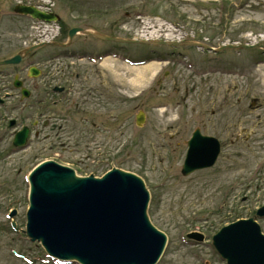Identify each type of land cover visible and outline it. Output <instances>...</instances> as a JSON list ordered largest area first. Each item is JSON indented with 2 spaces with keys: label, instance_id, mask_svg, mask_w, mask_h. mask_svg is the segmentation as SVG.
Returning a JSON list of instances; mask_svg holds the SVG:
<instances>
[{
  "label": "rangeland",
  "instance_id": "rangeland-1",
  "mask_svg": "<svg viewBox=\"0 0 264 264\" xmlns=\"http://www.w3.org/2000/svg\"><path fill=\"white\" fill-rule=\"evenodd\" d=\"M4 2L0 6L3 10L8 8ZM34 3H41L44 8L52 3L53 12L68 28L85 26L121 39L150 43L210 40L214 48L237 44L259 49L241 50L237 62L242 70L236 71V76H228V71H235L233 67L225 70L226 77L199 78L197 74H202V70L209 69V65L214 67L208 62L211 54L181 49L186 60L193 56L207 65L201 66V71H193L148 63L157 53L169 52V48L107 44L80 37L79 46L88 51V60L73 61L71 65L82 79L95 74L96 86L100 92L105 91L104 95L109 88L108 108L113 112L114 133H98L90 144L83 140L76 152L48 149L42 134L33 136L27 149L20 153L9 146L11 140L2 142L8 147L0 151L2 249L26 258L19 260L11 255L17 264H61L48 259L43 249L31 244L23 232H15L9 218L16 211V229L25 230L28 176L36 165L49 160L73 168L82 177H102L113 168L140 177L150 193L148 216L168 239L158 264H225L212 246V237L225 226L254 218L264 207V0ZM9 25L19 33L32 31L22 18ZM34 27V32L41 28L59 30L58 24ZM107 51L113 56L102 60ZM223 57L234 55L227 51ZM136 62L147 65L134 67ZM165 72L173 76L158 85L156 82ZM103 101L99 97L101 105L106 103ZM30 103L37 104L35 99ZM139 113L145 116L140 127L136 125ZM37 114L36 108L25 112L20 109L16 119L23 126L33 122ZM196 129L217 138L222 151L214 168L184 177L181 170L187 142ZM256 220L264 234V218ZM194 232L203 234L206 242L197 246L189 242L187 235Z\"/></svg>",
  "mask_w": 264,
  "mask_h": 264
},
{
  "label": "water",
  "instance_id": "water-1",
  "mask_svg": "<svg viewBox=\"0 0 264 264\" xmlns=\"http://www.w3.org/2000/svg\"><path fill=\"white\" fill-rule=\"evenodd\" d=\"M16 12L39 22L60 21L57 15L34 7L19 6ZM77 32L104 41L126 42L82 30H73L71 35ZM234 48L258 47L227 46L220 50ZM144 120L141 114L137 124L141 126ZM27 138L28 129H24L17 135L15 146H25ZM188 146L184 177L212 168L221 152L216 139L199 132ZM29 182L26 234L32 242L40 243L49 257L78 264L158 263L167 237L148 218L150 195L139 177L115 169L101 179L80 178L74 170L50 161L39 165ZM256 217L264 218V207ZM188 238L204 241L198 233ZM213 245L227 264H264V235L254 219L223 228L214 236Z\"/></svg>",
  "mask_w": 264,
  "mask_h": 264
},
{
  "label": "flooded vegetation",
  "instance_id": "flooded-vegetation-1",
  "mask_svg": "<svg viewBox=\"0 0 264 264\" xmlns=\"http://www.w3.org/2000/svg\"><path fill=\"white\" fill-rule=\"evenodd\" d=\"M2 3H5L4 0H0V6ZM6 4L7 9L0 8V63L16 58H19V61L14 64H0V151L8 150V147L2 143L6 139L11 140L12 143L9 146L14 148L13 141L20 130L16 120L20 109L22 112L35 108L38 111L32 126H29L30 141L33 136L40 137L42 134L45 146L59 152L68 149L72 152L80 151L78 146L82 145L83 140L86 141L85 144H90L98 133L113 134V112L108 108L109 88H106L107 100L105 91L100 92L96 86L95 74L90 77L85 75L82 79L81 73L74 72L71 65L73 61H82L79 57L82 50L78 41L80 37L70 40L69 30L49 32L39 29L34 32L35 22L28 17L22 19L27 20L28 29L32 31L19 33L9 25L19 18L13 14L18 2L6 0ZM39 45L42 46L35 49ZM206 54L208 53H204ZM213 55L208 59V62L214 66L208 64L213 72L207 71L205 74H200L201 78L208 75L226 77V72L223 70L227 66L229 70L233 67L236 70L240 66L236 58H233L234 63L227 64L222 56ZM186 58L187 56L181 52L158 55V60L166 62L167 66L185 67L186 64L183 62L185 60L192 64L191 69L194 71L207 68V65L201 63L198 58L191 59V57L188 60ZM31 72H34L37 77L33 78ZM235 75L230 72L228 76ZM172 76L171 73L165 72L164 78L161 77L157 84L161 85ZM19 83L22 89L28 91L27 99H23ZM99 97L104 99L103 103L106 102L104 105L98 102ZM33 99L37 103L35 106L30 103ZM13 122L15 124L12 128ZM20 152L22 151L17 153ZM11 216L13 221L17 212L15 211ZM16 232H23V230L19 229ZM6 247L4 245V248ZM11 255L13 253L9 254L0 246V264H17Z\"/></svg>",
  "mask_w": 264,
  "mask_h": 264
}]
</instances>
